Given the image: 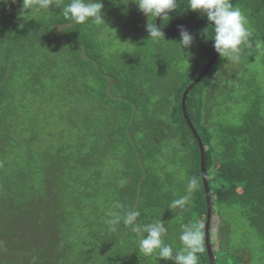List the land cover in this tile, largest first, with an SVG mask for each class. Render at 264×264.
<instances>
[{
  "label": "trees",
  "instance_id": "16d2710c",
  "mask_svg": "<svg viewBox=\"0 0 264 264\" xmlns=\"http://www.w3.org/2000/svg\"><path fill=\"white\" fill-rule=\"evenodd\" d=\"M231 2L250 35L237 66L219 56L190 89L188 119L183 96L216 51L187 0L160 20L164 31L192 25L183 50L180 33L147 41L134 3L103 0L107 26L141 36L134 51L117 46L112 27L0 2V264H172L141 254L131 227L110 230L107 212L130 209L140 225L162 220L174 251L184 225L198 228L199 264H211L209 201L214 264H264V0ZM183 196L185 208H169Z\"/></svg>",
  "mask_w": 264,
  "mask_h": 264
},
{
  "label": "clouds",
  "instance_id": "9594fccd",
  "mask_svg": "<svg viewBox=\"0 0 264 264\" xmlns=\"http://www.w3.org/2000/svg\"><path fill=\"white\" fill-rule=\"evenodd\" d=\"M0 2L6 3L8 0H0ZM11 2L15 3V0H11ZM120 2L125 6L129 2L134 3L138 10L148 18L146 31L149 38L147 41L151 40L153 43L166 41L161 30L162 26L158 27L156 21L157 19L162 22L169 21V14L176 11L178 0H128L127 3L125 0H120ZM52 7L59 8L60 15L74 24L84 25L90 22L96 26H107L104 20L103 0H70L69 3L60 6H56L53 0H23V11L25 9L34 11L43 9L51 13L50 8ZM186 10L206 16L209 21L208 28L212 29V37L209 40L213 41L215 51L221 57H225L227 62H239V53L242 46L246 44L250 33L247 27V18L238 6H233L231 0H187ZM193 41V35L181 26L180 40L175 43L183 50L190 48ZM127 44L133 46L131 43ZM197 183L195 177L190 179L189 191L194 190ZM187 203L188 196H183L174 199L169 208L183 209ZM114 207L118 209L121 205L117 203ZM140 215L138 210L130 209L123 214L109 210L106 223L110 226L111 231H116V226L123 224L126 227H131L133 232L141 233L138 249L144 256H156L158 260L171 261L172 264H199L198 254L203 251V246L198 228L184 225L179 236L182 247L174 251L173 247L166 244L163 239L167 232L164 222L158 220L140 225L138 223Z\"/></svg>",
  "mask_w": 264,
  "mask_h": 264
},
{
  "label": "water",
  "instance_id": "95a60500",
  "mask_svg": "<svg viewBox=\"0 0 264 264\" xmlns=\"http://www.w3.org/2000/svg\"><path fill=\"white\" fill-rule=\"evenodd\" d=\"M157 26L160 27V19L157 20ZM192 25L188 26V27H184V29H188L190 28ZM163 33H166V34H170V35H173V34H178L180 33V29H177V30H174V31H164L162 30ZM219 54L216 52L215 55L213 56V58L211 59V61L209 62V64L207 65V67L204 69V71L202 72V74L199 76V78L195 81V83L190 86L188 88V90L185 92L184 96H183V100H182V103H183V111H184V114L185 116L187 117L188 119V116L186 114V108H185V103H186V98H187V95H188V92L190 91V89L197 83H199L207 74L208 72L210 71V69L213 67V65L215 64L216 60L219 58ZM192 127V126H191ZM193 129V127H192ZM194 131V129H193ZM195 132V131H194ZM196 136L199 140V143H200V147H201V165H202V173H203V178H204V181H205V186H206V191H207V196H208V188H207V180H206V162H205V153H204V149H203V144H202V141L200 140L199 136L197 135L196 133ZM209 199V197H208ZM210 212H211V209H210V201H209V217H208V222H207V225H206V232H205V236H206V242H207V245H208V253H209V256H210V263L211 264H214V256H213V252H212V249H211V246H210V218H211V215H210Z\"/></svg>",
  "mask_w": 264,
  "mask_h": 264
},
{
  "label": "rangeland",
  "instance_id": "374dc122",
  "mask_svg": "<svg viewBox=\"0 0 264 264\" xmlns=\"http://www.w3.org/2000/svg\"><path fill=\"white\" fill-rule=\"evenodd\" d=\"M247 25L249 24V21L247 19ZM111 23L114 24L113 21H111ZM116 25V26H115ZM114 27L113 26H108L110 30L112 27V32L111 35L113 36V40L116 42L118 47H121L123 49H130V51H134V47L133 46H138L140 45V40H141V36L140 37H134L133 39H130V41L128 40H123L122 36L127 33L129 30L128 28H126V26H122L121 24L117 23L115 24ZM123 43V44H122ZM127 43H131L133 46H130ZM189 59V58H188ZM183 61L179 62V65H182ZM189 62V61H188ZM187 61L183 62L184 63V68L187 67L186 63H188ZM235 66H237V64L234 63ZM183 67V66H182ZM217 228V220L214 219L213 220V233H214V237H215V230ZM239 230L236 231V237H234L235 241L238 242V244H241L240 242L243 240V237L239 236ZM243 233V232H242ZM245 237V236H244ZM253 264H259L258 261H255V257H254V263Z\"/></svg>",
  "mask_w": 264,
  "mask_h": 264
}]
</instances>
